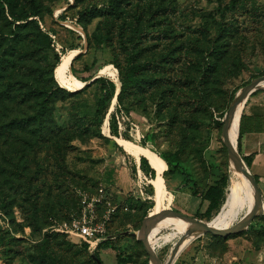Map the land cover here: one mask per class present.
Segmentation results:
<instances>
[{
    "label": "rangeland",
    "instance_id": "374dc122",
    "mask_svg": "<svg viewBox=\"0 0 264 264\" xmlns=\"http://www.w3.org/2000/svg\"><path fill=\"white\" fill-rule=\"evenodd\" d=\"M159 1L175 4L177 14L174 19L171 17V20L176 21L174 23L179 31L184 26L196 28L199 25L211 28L212 34L215 32L219 20L214 14L217 0H146L153 5ZM35 2L36 7H32L25 0H16L14 8V13H20L23 9L36 10L35 18L47 35H41L36 43L28 46L35 51V55L30 61L24 60L23 65L40 68L45 66L49 73L40 79V82L56 84L67 93L51 104L53 120L58 126L70 133L88 128V133L68 143L63 156L64 166L74 176L67 182L69 189L82 184L91 187L101 185L111 204L117 206L109 232L118 233L119 236L98 249L101 263L149 264L142 243L137 239L144 211L171 208L190 216L194 215L193 217L202 221H212L214 226L219 220L228 217V188L238 175L221 139L223 118L238 90L264 75V0H239L241 7L227 13L226 22L235 33L233 38L225 39L230 41L231 50H234L226 61L229 72L221 82L207 88L206 101L199 103L191 101L200 96L201 89L205 86L191 81L185 85L183 79L174 102L183 123L173 127L166 110L158 113V97L150 92L143 95H132L128 92L122 95L119 103L117 96L100 103L102 90L99 83H91L92 80L90 85L88 83V86L79 88V81L100 75L112 81L116 89L115 81L119 79V70L115 64V60L119 59L116 57L117 49L114 53L113 46L106 43L97 47L93 39L101 18L96 17L89 22L78 21V13L85 8L106 12L110 0ZM153 8L155 9V6ZM152 12L154 13L153 9L148 16ZM5 23L7 22L0 23V31L9 33V27L5 26ZM153 24H147L148 32L156 30ZM151 42L147 40L144 45L152 44ZM76 51L80 53L71 59L68 67H63L64 57ZM105 66L108 68L101 74L100 71ZM253 95L264 100V85H259L248 97ZM171 111L174 112L173 108ZM114 125L116 134L111 132ZM59 137L61 138L62 134ZM116 138L131 143L138 156L146 158L150 167L152 165L149 156L163 163V169L159 166L154 168L152 180H158L165 192L159 191L151 181L154 186L150 185L147 191L151 190L149 193L153 201L143 200L129 191L135 180L133 170L140 161ZM232 141L234 142L233 132ZM232 144L236 147V141ZM18 147L14 140L4 141L0 138V171L4 170L6 175L12 167L9 158L15 157ZM46 149L54 150L55 146L52 143L46 145L41 151V157ZM174 152L179 169L187 175L185 182L188 185L183 186L181 191H177L175 186L180 184L182 177L169 175L170 167L165 157L166 153ZM140 164L145 166L144 161ZM121 167H125V171ZM119 170H122V174ZM109 173L112 175L111 179L107 178ZM2 178L4 177H0L1 180ZM223 180L221 203L211 214L203 215L207 203L200 204V195H203L207 186ZM260 187L261 205L264 203V184L261 183ZM168 191L173 194L169 205L166 201V197L169 198ZM193 192L200 195L193 196ZM54 195L46 199V196H42L41 202H45V205H55L49 213H42L40 228L30 226L20 208H2L0 204L1 264H97L80 244L66 237L56 236L57 232L51 229L54 222L57 224L67 220L74 204L73 197L66 203L59 204ZM157 198H161L167 207L159 204ZM247 213L248 210L244 209L228 225L218 226L233 225ZM251 224L253 229L249 228ZM181 225L166 224L160 227L150 240L164 262L177 249L180 239L185 240L179 244L175 259L167 264H264V208L252 219L248 229L224 237L208 233L189 235L179 230ZM126 231L128 233L123 234ZM64 240L74 244L80 253L66 250L63 247ZM46 244L50 246L49 257L43 252Z\"/></svg>",
    "mask_w": 264,
    "mask_h": 264
},
{
    "label": "trees",
    "instance_id": "16d2710c",
    "mask_svg": "<svg viewBox=\"0 0 264 264\" xmlns=\"http://www.w3.org/2000/svg\"><path fill=\"white\" fill-rule=\"evenodd\" d=\"M25 1L30 6L36 7L35 0ZM217 1L218 5L214 14L219 17V20L213 34L211 28L199 25L196 28L184 26L179 31L176 29V21L171 20V17L177 14L175 4H165L160 1L153 5L146 0H110L106 12L96 8H85L78 13L79 22H89L96 17L101 18L98 30L93 36L97 47L106 43L113 46L114 53L117 49L116 57L119 59L115 60V64L119 70L118 80L121 83L117 94L118 103L122 100L124 93L143 95L150 92L158 97V113L166 110V115L173 127L183 123V118L174 104L183 79H185V85L191 81L205 86L203 90L200 88V96L195 97V101L191 103L206 101L207 88L221 82L229 72L226 61L232 56L234 50H231L230 41L225 39L233 38L235 33L227 24L226 15L241 7L239 0ZM15 5L16 0H0V23L7 22L5 26L7 25L10 31L9 33L0 31V138L4 141L12 139L19 146L15 157L9 158L12 167L8 175L4 170L0 171V177H4L0 179V204L2 208L9 206L20 208L26 215L28 224L40 228L42 213H49L55 205V203L45 205V202H41L43 195L46 199L55 194L54 197L58 199L59 204L66 203L73 197L74 204L69 211L70 214L79 209V200L74 188L79 187L94 192L99 185L91 187L82 184L69 189L67 182L74 176L64 166L63 156L68 143L88 133V128H83L77 133H70L53 120L51 104L67 93L56 84L40 82V79L49 73L45 66L40 68L23 65L24 60L30 61L35 55V51L28 46L36 43L41 35L45 37L47 35L39 27L38 20L35 18L36 10L23 9L20 13H14ZM152 9L154 13L148 16ZM149 22H153V26L156 27L153 32H148L146 29ZM147 40L152 41V44L144 45ZM91 83L100 84L102 90L100 103L115 96L116 89L112 81L100 76ZM172 108L174 112L171 111ZM236 123L237 118L233 127L234 142L237 132H239V138L243 133L241 122L239 131H236ZM111 132L116 134L115 125L111 128ZM60 134H62L61 138ZM239 138L236 145L238 152ZM50 143L55 146V149H46L41 157V151ZM165 157L170 167L169 175L182 177L180 184L176 187L177 191H181L183 186L188 185L185 182L187 175L179 169L176 152L166 153ZM151 158L154 164L160 161L153 156ZM242 159L249 167L252 155ZM139 161L140 163L144 161L145 165L143 167L139 163L140 169L145 174L154 176L155 170L150 167L146 158L139 157ZM53 165L56 168H53ZM153 167L156 168V165ZM111 177L110 173L107 174V178L111 179ZM253 177L259 184V177L256 175ZM223 187L224 180L207 186L203 195L192 193L193 196L200 195L201 202L207 203L203 215L211 214L219 206L222 201ZM150 191L148 190V193ZM168 194L169 199L172 198L169 191ZM146 201L153 200L146 199ZM148 213L144 211L142 216ZM252 227L251 224L249 228L253 229ZM59 235L65 237L63 234L56 233V236ZM114 235L115 238L101 242L98 249L119 236L118 233ZM80 246L88 252L85 244ZM63 247L75 254L80 253L74 244L66 240L63 241ZM49 248L47 244L43 248L47 257L50 256ZM98 249L93 253L88 252L93 260L99 259Z\"/></svg>",
    "mask_w": 264,
    "mask_h": 264
},
{
    "label": "built area",
    "instance_id": "2783aa9c",
    "mask_svg": "<svg viewBox=\"0 0 264 264\" xmlns=\"http://www.w3.org/2000/svg\"><path fill=\"white\" fill-rule=\"evenodd\" d=\"M151 167L154 169L153 166ZM133 174H135V180L129 191L139 195L143 200H153L147 191L150 185L153 186L152 177L142 172L139 163L136 164ZM74 191L79 200V209L70 212L67 220L57 224L54 222L51 229L65 235L71 241L85 244L87 251L93 253L101 242L115 238V235L109 232V227L117 206L111 204L101 185L95 192H89L79 187H75Z\"/></svg>",
    "mask_w": 264,
    "mask_h": 264
},
{
    "label": "water",
    "instance_id": "95a60500",
    "mask_svg": "<svg viewBox=\"0 0 264 264\" xmlns=\"http://www.w3.org/2000/svg\"><path fill=\"white\" fill-rule=\"evenodd\" d=\"M263 81H264V75H262L258 78H255L254 80H252L251 82L244 85L243 87H241L238 90V92L236 93L234 98L231 100V102H230V104H229V106H228V108L224 114L223 127H222V133H221V139H222L223 144L225 145V147L228 150L229 157L233 156L235 158V160L237 161V163L239 165L241 172L249 179L250 183L253 186L254 203H256L255 208L249 214H247L242 220L237 221V223L230 225L228 227L214 226L212 224V221H208V222L202 221V220H199L193 216L187 215L183 212H180L178 210L171 209V208H163V209H160L157 211L149 212L148 214H146L143 217V219L141 221V225H140L139 230L137 232V239L142 243L143 249H144V251L148 257L149 264H167L172 259L173 255L175 254L176 250L179 247V243H178L177 244L178 247H176L177 249H175L174 252H172L169 255V258L166 262H164L159 257V255L155 249V246H153L151 244V242L148 238V232H149L150 224L158 216L165 215V216L172 217V218L180 220V221H184V222L188 223L189 225L200 230L201 234L202 233H208V234H211L214 236L224 237V236H228L230 234H235V233H238L240 231L248 229L252 219L255 216H257L260 213V211H262V209L264 208V203H262L261 205L259 204L260 190H259L257 182L255 181L253 175L248 170V168H247L246 164L244 163L242 157L238 153L237 148L233 144H231L228 140V126H229L231 115L233 113L236 102L240 99H244V103H245L247 97L252 92H254L257 89V86ZM119 91L117 93L115 92V98H116L117 94L119 93ZM244 103H243V105H244ZM125 233H128V231L123 232V234H125ZM95 260H96L97 264H102L99 259H95Z\"/></svg>",
    "mask_w": 264,
    "mask_h": 264
},
{
    "label": "bare ground",
    "instance_id": "6f19581e",
    "mask_svg": "<svg viewBox=\"0 0 264 264\" xmlns=\"http://www.w3.org/2000/svg\"><path fill=\"white\" fill-rule=\"evenodd\" d=\"M80 51H76L71 55H67V57H64L63 59V67H68L70 65L71 59H73V57L78 54ZM108 68V66H105L103 69H101V74ZM99 72V73H100ZM100 75H95L94 77H92L89 80L86 81H79L80 85L79 88H83L85 87L90 81L94 80L96 77H98ZM116 84V93L120 90V81L116 80L115 81ZM263 85L264 81L261 82L259 85ZM258 85V86H259ZM257 86V87H258ZM115 99V98H114ZM244 101V99H240L236 102L233 113L231 115V119H230V123L228 126V140L229 142L232 144L234 143L232 141V132H233V127L236 121V117L238 114V111L241 107L242 102ZM118 142L127 150L129 151L134 157L137 156L136 150L133 147V145L131 143H129L127 140L125 139H121V138H117ZM233 163V166L236 170V173L238 175V177H235V179L232 181V184H230L231 186L228 188L229 189V193H228V202H229V207H228V217H226L223 220H219V223L215 226L218 225H228L230 223V221L232 219H234L235 217H237L240 213V211L242 210H248L249 214L254 208H255V204L254 203V190H253V186L250 183L249 179L241 172L239 165L237 163V161L235 160V158L233 156L230 157ZM154 184H156V188L159 191H163L165 192L164 187L162 186V184L158 181V180H151ZM154 186V185H153ZM250 196V199H249ZM157 202L159 204H161L162 206L167 207L166 203L161 199V198H157ZM228 204V203H227ZM227 218H229L227 220ZM182 224L179 227L180 231H184L187 232L189 235H196L198 233H201L200 230H198L197 228L189 225L188 223L184 222V221H180L177 219H174L172 217H168L165 215L162 216H158L156 217L150 224V228H149V232H148V238L149 240H151L152 236L154 235V233L162 226H165L166 224L169 225H175V224ZM219 227V226H218ZM1 264V263H0Z\"/></svg>",
    "mask_w": 264,
    "mask_h": 264
},
{
    "label": "crops",
    "instance_id": "0c3cea01",
    "mask_svg": "<svg viewBox=\"0 0 264 264\" xmlns=\"http://www.w3.org/2000/svg\"><path fill=\"white\" fill-rule=\"evenodd\" d=\"M243 103L241 104L238 117H236L237 118L236 131L237 130L239 131V126L241 122V128L243 130V133L240 135L239 138V132H237L236 145H237V140L239 138L238 153L240 154V156L245 157L252 155V161L250 163V166L247 168L252 175H256L259 177L260 183L258 186L261 189L260 184L261 183L264 184V130H262L264 129V100L260 96L253 95L246 99L244 105ZM116 140L118 141L117 138ZM149 157L150 158L148 159L152 166L156 165V167L159 166L162 167L161 169H163L164 165L161 161H157L154 164L151 156ZM136 158L137 160H139L138 154ZM121 169L125 171L126 168L121 167ZM122 170L121 171L119 170L121 174H122ZM171 195L173 198L172 193ZM172 198L169 199L168 196L166 197V201L168 205L171 203ZM202 203L203 202H201L200 200V204ZM184 241L185 240L181 238L179 244H181ZM174 259H175V254L173 255L171 260Z\"/></svg>",
    "mask_w": 264,
    "mask_h": 264
}]
</instances>
